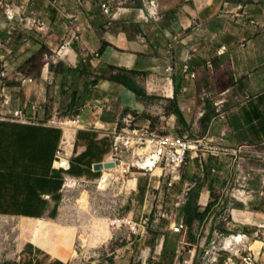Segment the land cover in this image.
<instances>
[{
  "label": "crops",
  "instance_id": "0c3cea01",
  "mask_svg": "<svg viewBox=\"0 0 264 264\" xmlns=\"http://www.w3.org/2000/svg\"><path fill=\"white\" fill-rule=\"evenodd\" d=\"M45 53L57 62L45 61ZM168 64L171 85L165 82ZM118 74H126L146 96L113 80ZM150 79L152 92L146 90ZM61 116L77 117V126L65 130L55 121ZM126 121L137 130L195 138L226 131L228 148L252 144L264 149V0H0V217L59 218L65 187L73 186L71 179L97 182L103 170L94 166L112 153L110 132ZM65 145L71 152L69 169L54 164ZM136 150L140 157L150 156L144 148ZM248 157L190 153L174 187L144 176L140 213L127 214L136 221L147 218L149 233L158 221L172 223L158 219L159 201L168 211L184 195L178 219L186 221L189 201L200 211L210 207L202 221L188 226L195 250L223 234L216 222L228 217L229 233L239 227L260 238L248 255L264 264V210L249 206L260 191L264 195L262 177L248 184L247 199H241L245 204H233L230 196L239 177L251 172L254 160ZM101 180L98 188L107 189ZM135 184L133 190L139 178ZM148 184L158 199L146 197ZM194 191L199 201L191 199ZM83 199L89 205L85 194L78 202L89 210ZM222 205L226 208L220 211ZM229 252L226 263L234 260ZM213 255V264H223L222 249L215 247ZM8 257L4 264H62L31 241ZM62 257L69 258L66 252Z\"/></svg>",
  "mask_w": 264,
  "mask_h": 264
},
{
  "label": "rangeland",
  "instance_id": "374dc122",
  "mask_svg": "<svg viewBox=\"0 0 264 264\" xmlns=\"http://www.w3.org/2000/svg\"><path fill=\"white\" fill-rule=\"evenodd\" d=\"M65 119L67 118L61 116L55 121L62 125ZM130 160L138 161L139 158L130 155ZM114 177L113 183L107 189L98 188L101 177L96 183L72 180L73 186L64 189L62 215L53 220H45L49 222L0 217V264L7 263L10 260L9 255L16 252L22 244L30 241L48 250L62 264H213L215 247L224 252L223 264H244V258L249 252L248 248L250 246L252 248L254 241L260 240L258 236L254 237L250 234L253 231L251 229L243 230L238 227L237 230L229 233L226 223L228 217L227 219L223 217L222 222H216V225L225 232L212 239L210 243L203 242L197 250H195L196 241L188 228L182 232H173L171 227L165 228L172 223L162 224V220L157 222L159 227L143 238L137 237L127 226L113 230L112 226L109 228L108 225L110 218L127 216L132 210L136 216L140 213L144 203L143 192L146 188L144 176L139 177L137 190H133L136 184L135 181L130 180L131 175H123L117 170L114 172ZM239 188V185H235L230 189V196L233 197L232 202L235 205H240L244 203L242 200L247 199L244 191H239ZM84 194L89 200L88 205L87 200L83 199L90 207L89 210L78 202ZM197 195L198 192L194 191L191 199L199 201ZM249 206L260 211L264 210V195L261 191L255 197V205L250 202ZM179 207L174 210L181 216L182 208ZM71 226L75 228V237L71 234ZM247 233L250 237L240 243L232 237ZM80 236L87 238L90 247L83 244ZM232 238L234 242L232 241L228 246L227 242ZM231 249L234 260L226 263L225 259L231 254L229 252ZM64 252L69 257L66 260L62 257ZM193 253L194 260L191 263Z\"/></svg>",
  "mask_w": 264,
  "mask_h": 264
},
{
  "label": "built area",
  "instance_id": "2783aa9c",
  "mask_svg": "<svg viewBox=\"0 0 264 264\" xmlns=\"http://www.w3.org/2000/svg\"><path fill=\"white\" fill-rule=\"evenodd\" d=\"M151 6L154 8L157 6V3L155 1H151ZM106 11H108V7L106 8ZM76 39H78V36H76ZM175 40H177V38H175ZM44 60L48 63L52 61L57 62L58 57L51 53H45ZM172 71V65L168 64L165 68V82L170 85L172 84ZM23 82H32V79L25 78L23 79ZM146 90L148 92L154 91L152 79L147 81ZM166 98L167 91L163 90L161 104L164 106L167 105ZM217 105H222V103H217ZM220 116L225 119V112H221ZM70 120L77 125V117L71 118ZM110 135L113 137V148L109 161H114L116 163V167L103 170L101 178H103L105 171L115 170L120 166L118 172L123 175H131L132 178L130 180L133 179L137 181L140 176H157L159 179H163L165 181L167 188H172L176 183L182 180V168L190 153H195L203 157L211 156L217 159H223L229 156L237 157L241 156L243 153H247L249 154V157L246 161L253 162L254 160V162L251 163V172L243 173L237 180L239 187L244 189L245 195L248 184L251 180L260 175L264 181V149H262L260 145L252 144L242 145L236 149L228 148L225 145L227 136L226 131H223L216 137L203 136L195 138L189 134L176 135L170 131L160 133L157 130L150 131L149 129H132L126 121L122 124H118L117 127L110 132ZM148 140L153 145V150L149 152L150 158L154 162V167L160 166L161 170L159 173H155L153 171V166L140 165L138 161L130 160V155L137 156L139 158L136 149L137 147L146 146ZM67 146L68 145L63 146V148L58 151L54 163L56 167L69 169L71 152L68 150ZM114 172L117 171H113V175ZM114 179L115 177L113 176L111 183H113ZM74 181L76 182L77 180ZM149 195L154 196V199H158V196L151 191L150 184H148L146 197ZM184 200V195L178 196L176 201L172 203L171 209L168 211L164 208L163 200L159 201L160 206L158 219H170L172 222L171 229L173 232H182L188 228V224L185 219H178V215L174 210L178 208ZM111 220L113 230L122 229V227L127 226L133 234H139L140 237H143L148 233L147 227L149 225V220L145 217L136 221L128 215H119L118 217L111 218ZM244 264H255L253 256L250 254L245 256Z\"/></svg>",
  "mask_w": 264,
  "mask_h": 264
},
{
  "label": "bare ground",
  "instance_id": "6f19581e",
  "mask_svg": "<svg viewBox=\"0 0 264 264\" xmlns=\"http://www.w3.org/2000/svg\"><path fill=\"white\" fill-rule=\"evenodd\" d=\"M61 123V122H60ZM63 127L66 129H73L75 126H77L75 123H73L71 120L69 119H65L62 123ZM145 149L144 152L145 154H149V152L151 151L150 148H152L153 150V145L151 144V142L148 140L147 143H146V146L144 147H137V149ZM140 157V156H139ZM140 160L141 162H138L140 165H144V166H153L154 165V162L153 160L149 157L145 158V157H140ZM160 167V166H159ZM156 167L153 166V170L155 169ZM118 169V167L116 168ZM156 173V172H155ZM113 174L112 173H105L104 177L102 178L101 182H100V186L103 187V188H107L111 182H112V179H113ZM72 181V179L70 180ZM85 203V201H83ZM86 206L88 207L87 203H86ZM89 209V208H88ZM111 218L109 219L108 221V225H109V228H111ZM112 229V228H111ZM233 238H235L236 242L237 243H240L241 241H245L248 236L245 235V234H240V235H232ZM80 238L83 240V244H85L86 247H90L89 246V243L87 241V238L85 236H80ZM229 239L228 240V246H230L231 242L233 241L234 242V239Z\"/></svg>",
  "mask_w": 264,
  "mask_h": 264
},
{
  "label": "trees",
  "instance_id": "16d2710c",
  "mask_svg": "<svg viewBox=\"0 0 264 264\" xmlns=\"http://www.w3.org/2000/svg\"><path fill=\"white\" fill-rule=\"evenodd\" d=\"M113 80L125 85L137 94L146 96V94L141 92V90L132 82L130 78L127 77L126 74H118L117 76L113 77ZM224 208H226V205H222L220 211H222ZM209 209L210 207H207L204 211H200L197 205H194L192 201H189L185 207V213L187 215L186 221L189 229L192 228L194 219L202 221Z\"/></svg>",
  "mask_w": 264,
  "mask_h": 264
},
{
  "label": "water",
  "instance_id": "95a60500",
  "mask_svg": "<svg viewBox=\"0 0 264 264\" xmlns=\"http://www.w3.org/2000/svg\"><path fill=\"white\" fill-rule=\"evenodd\" d=\"M113 167H116V163L114 161H109V160L103 161L101 163H97L94 166L96 170H105V169L113 168Z\"/></svg>",
  "mask_w": 264,
  "mask_h": 264
}]
</instances>
